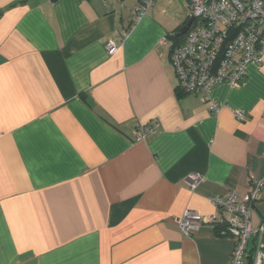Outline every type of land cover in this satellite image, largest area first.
<instances>
[{
	"label": "crops",
	"instance_id": "1",
	"mask_svg": "<svg viewBox=\"0 0 264 264\" xmlns=\"http://www.w3.org/2000/svg\"><path fill=\"white\" fill-rule=\"evenodd\" d=\"M135 5L0 0V264L229 262L217 224L185 236L175 221L218 220L210 197L240 202L264 178V56L202 103L170 65L186 0H153L138 21Z\"/></svg>",
	"mask_w": 264,
	"mask_h": 264
},
{
	"label": "built area",
	"instance_id": "2",
	"mask_svg": "<svg viewBox=\"0 0 264 264\" xmlns=\"http://www.w3.org/2000/svg\"><path fill=\"white\" fill-rule=\"evenodd\" d=\"M107 1V0H105ZM120 3L122 0H108ZM135 21L144 17L152 7L153 0H135ZM188 19L192 23L188 31L174 44L162 39L163 46L170 44V65L176 90L183 95L199 96L202 103L210 102V92L219 84L237 88L246 77L249 64H259L264 56V0H186ZM178 40V39H177ZM117 48L109 43L108 54ZM211 111L218 107L211 105ZM235 116L241 120L242 112ZM150 129L138 126L137 141L143 139ZM188 187L193 191L202 178L195 173L187 177ZM264 188V178L252 182L251 191L240 202L235 192L226 196H213L209 201L222 211V217L199 216L187 210L176 219L178 229L185 236L202 226H222L221 234L234 238V247L227 264H245L251 252L252 264H264V221L254 225L251 221L253 204Z\"/></svg>",
	"mask_w": 264,
	"mask_h": 264
},
{
	"label": "water",
	"instance_id": "3",
	"mask_svg": "<svg viewBox=\"0 0 264 264\" xmlns=\"http://www.w3.org/2000/svg\"><path fill=\"white\" fill-rule=\"evenodd\" d=\"M191 23L192 19H188L186 23L178 30V32L176 33V37L183 36L188 31V28L190 27Z\"/></svg>",
	"mask_w": 264,
	"mask_h": 264
},
{
	"label": "trees",
	"instance_id": "4",
	"mask_svg": "<svg viewBox=\"0 0 264 264\" xmlns=\"http://www.w3.org/2000/svg\"><path fill=\"white\" fill-rule=\"evenodd\" d=\"M216 228L218 229V234H221L222 226H218V227L216 226ZM263 242H264V236H263ZM247 260H250L248 261L247 264H252L251 252H249Z\"/></svg>",
	"mask_w": 264,
	"mask_h": 264
}]
</instances>
